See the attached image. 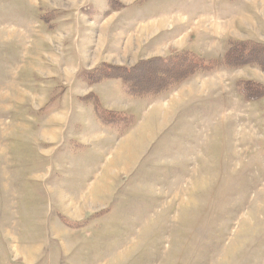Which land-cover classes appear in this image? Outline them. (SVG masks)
I'll list each match as a JSON object with an SVG mask.
<instances>
[{"label":"rangeland","instance_id":"obj_1","mask_svg":"<svg viewBox=\"0 0 264 264\" xmlns=\"http://www.w3.org/2000/svg\"><path fill=\"white\" fill-rule=\"evenodd\" d=\"M229 41L264 44V0H0V264H264V70ZM180 52L214 67L170 89ZM69 111L124 140L56 217L29 172Z\"/></svg>","mask_w":264,"mask_h":264},{"label":"crops","instance_id":"obj_2","mask_svg":"<svg viewBox=\"0 0 264 264\" xmlns=\"http://www.w3.org/2000/svg\"><path fill=\"white\" fill-rule=\"evenodd\" d=\"M83 117L73 116L69 111L67 113L51 112L41 119L40 138L42 140L39 139L38 143L41 144L42 149L40 148L37 153L39 159L46 163L39 169L30 168L32 171L29 172V175L32 177H30L32 182L44 186V193L51 202L52 209L50 210H53L54 207L56 217L61 214L70 216L59 205L61 201L66 200V197L72 201L77 198L83 201L87 199L84 197L90 195L91 198L93 193H97L98 190H94L97 183L94 169L95 163L100 159L101 149H105L102 154L104 163H109L108 159L111 155L109 149L106 148L108 139L113 143L124 140H117L106 132L103 133L99 125L94 128L92 124H88L86 121L83 123ZM78 148L85 150V159L81 160L77 154ZM73 169L76 170L75 173H72ZM82 179L86 180L83 187ZM79 184L81 188L78 187ZM77 187L80 189L78 194L76 193ZM70 188L72 189L68 190ZM29 190V194H31L32 190ZM96 212L93 211L92 213Z\"/></svg>","mask_w":264,"mask_h":264},{"label":"trees","instance_id":"obj_3","mask_svg":"<svg viewBox=\"0 0 264 264\" xmlns=\"http://www.w3.org/2000/svg\"><path fill=\"white\" fill-rule=\"evenodd\" d=\"M159 62L164 68L168 67L167 69H171L174 72L173 75H168L164 72L159 78L162 82H165V84H171L170 86L173 87L170 89L184 82L187 77L207 73L214 67L213 62H204L187 52L170 54L168 57L160 58ZM222 64L225 67H240L251 64L264 70V44L256 41H229L227 50L223 55ZM248 85L246 83L244 86H241V94L245 96L247 101L258 100V96L250 95L248 92ZM139 91L140 89L135 91V93ZM143 91L145 90H141L139 93ZM139 93L137 95H139ZM130 96L133 97L131 94Z\"/></svg>","mask_w":264,"mask_h":264}]
</instances>
